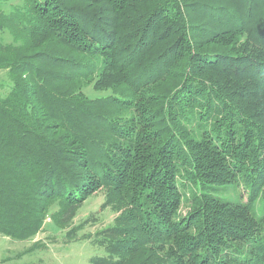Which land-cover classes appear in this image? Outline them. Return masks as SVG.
Segmentation results:
<instances>
[{
  "label": "trees",
  "instance_id": "16d2710c",
  "mask_svg": "<svg viewBox=\"0 0 264 264\" xmlns=\"http://www.w3.org/2000/svg\"><path fill=\"white\" fill-rule=\"evenodd\" d=\"M1 70L0 234L103 189L91 264H264V0H0Z\"/></svg>",
  "mask_w": 264,
  "mask_h": 264
},
{
  "label": "rangeland",
  "instance_id": "374dc122",
  "mask_svg": "<svg viewBox=\"0 0 264 264\" xmlns=\"http://www.w3.org/2000/svg\"><path fill=\"white\" fill-rule=\"evenodd\" d=\"M2 37L6 41L12 39L7 31ZM3 78H7L6 71L1 70L0 92L5 87L2 82L6 79ZM104 200L103 189L93 193L79 208L72 225L66 228L48 217L44 229L32 239L19 240L0 234V264H91V256L105 253L104 247L92 242L94 233L113 223L117 215L111 208H103ZM73 226L78 227L75 237L70 238L67 232ZM34 243L37 247L24 253Z\"/></svg>",
  "mask_w": 264,
  "mask_h": 264
}]
</instances>
